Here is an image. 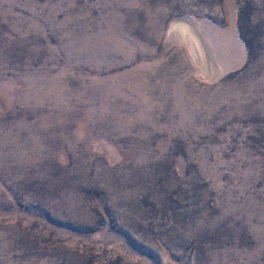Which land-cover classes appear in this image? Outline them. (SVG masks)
Here are the masks:
<instances>
[{
    "label": "rangeland",
    "instance_id": "374dc122",
    "mask_svg": "<svg viewBox=\"0 0 264 264\" xmlns=\"http://www.w3.org/2000/svg\"><path fill=\"white\" fill-rule=\"evenodd\" d=\"M0 264H264V0H0Z\"/></svg>",
    "mask_w": 264,
    "mask_h": 264
}]
</instances>
